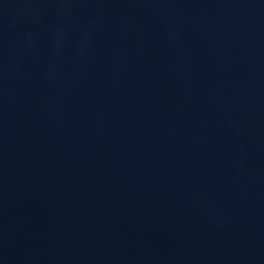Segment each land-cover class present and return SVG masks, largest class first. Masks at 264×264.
Here are the masks:
<instances>
[{"label": "water", "instance_id": "95a60500", "mask_svg": "<svg viewBox=\"0 0 264 264\" xmlns=\"http://www.w3.org/2000/svg\"><path fill=\"white\" fill-rule=\"evenodd\" d=\"M0 264H264V0H0Z\"/></svg>", "mask_w": 264, "mask_h": 264}]
</instances>
